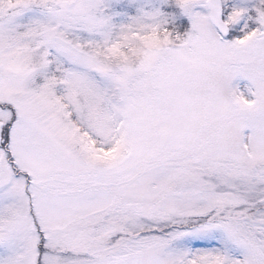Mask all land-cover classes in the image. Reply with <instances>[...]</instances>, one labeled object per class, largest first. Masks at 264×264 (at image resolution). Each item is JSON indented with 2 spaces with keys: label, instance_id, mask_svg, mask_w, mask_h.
I'll return each mask as SVG.
<instances>
[{
  "label": "snow or ice",
  "instance_id": "obj_1",
  "mask_svg": "<svg viewBox=\"0 0 264 264\" xmlns=\"http://www.w3.org/2000/svg\"><path fill=\"white\" fill-rule=\"evenodd\" d=\"M0 264H264V0H0Z\"/></svg>",
  "mask_w": 264,
  "mask_h": 264
}]
</instances>
